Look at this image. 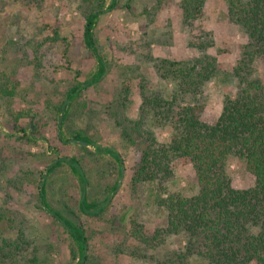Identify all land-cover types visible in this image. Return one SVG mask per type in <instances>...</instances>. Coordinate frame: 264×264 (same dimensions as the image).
Masks as SVG:
<instances>
[{
    "label": "rangeland",
    "instance_id": "rangeland-1",
    "mask_svg": "<svg viewBox=\"0 0 264 264\" xmlns=\"http://www.w3.org/2000/svg\"><path fill=\"white\" fill-rule=\"evenodd\" d=\"M29 1L0 0V208L15 221L11 237L21 230L24 238L38 249L39 264L71 262L70 240L39 208L37 185L54 158L76 157L88 180V199L103 201L118 181L104 213L92 219L78 211L79 184L67 166L62 165L45 178L50 205L83 223L88 254L94 263L153 264L150 259L130 253L138 249L153 260H161L182 249L183 235L169 237L153 250L129 236L132 220L152 232L165 227L166 213L155 205L153 186L139 185L131 190L130 176L138 155L123 141L121 128L114 123L117 120L129 128V121L137 120L140 97L136 75L143 79L147 93L162 91L168 96L172 90L170 84L160 81L152 61L146 57L180 61L199 55L187 45L191 32L181 23V0H120L118 9L99 17L93 38L105 60L106 74L98 85L85 88L70 106L65 103L68 110L62 123L57 121L55 109L64 101L75 74L77 81L84 82L97 69L95 58L81 40L87 9L81 0H42L39 9L29 5ZM203 9L202 18L194 23L193 35L209 32L214 46L207 53L216 58L223 73L230 72L246 43L245 36L229 21L225 0H205ZM55 28L64 41L49 40ZM254 68L264 83V71L258 61ZM125 85L132 88L125 106H120L119 95ZM235 88L236 83L227 82L222 75L204 86L205 123L216 122L224 97H234ZM3 89L11 91L12 96H4ZM21 112L24 117L18 122L22 126L35 125L40 138L37 144L17 140L20 136L10 121ZM144 128H149V122ZM77 131L84 132L99 147H111L120 156L119 176L113 158L96 153L92 147L83 151L77 143L62 141ZM154 131L159 143L168 141V129ZM226 172L233 188L251 187L253 178L241 160L230 158ZM167 187L186 197L194 194L196 181L191 165H177ZM191 264L208 263L193 258Z\"/></svg>",
    "mask_w": 264,
    "mask_h": 264
},
{
    "label": "trees",
    "instance_id": "trees-1",
    "mask_svg": "<svg viewBox=\"0 0 264 264\" xmlns=\"http://www.w3.org/2000/svg\"><path fill=\"white\" fill-rule=\"evenodd\" d=\"M81 1L87 9L81 40L90 56L95 58L97 69L84 82L77 81L75 74L64 101L55 109L57 121L61 116V123L67 115L65 103L70 106L85 88L98 85L106 74V63L96 47L93 30L99 17L118 9L120 3V0ZM41 3L42 0L29 1V5L36 9ZM225 3L229 21L239 28L246 39L230 72L223 73L216 58L207 53L214 46L212 35L209 32L193 35L194 23L203 16L205 0H181V23L184 29L191 32L187 45L199 55L180 61L146 57L152 61L160 81L170 84L172 90L168 96L162 91L147 93L143 79L136 75L135 84L140 97L137 120L129 121L128 129L121 122H114L121 128L120 137L138 155L131 171V190L139 185L153 186L155 205L166 213L165 227L152 232L132 220L129 236L151 250L169 237L183 235L185 239L182 249L168 253L161 260H153L139 253L138 249L130 253V256L150 259L153 264H191L193 258L208 264H264V83L254 68L258 61L264 71V0H225ZM124 7L129 8L128 5ZM49 40L64 41L57 28L53 29ZM218 75H222L227 82L233 80L236 83L234 97L225 96L216 122L207 124L202 119L205 108L203 88ZM131 88L130 85L122 88L120 106H125ZM1 93L12 96L7 89ZM23 117L21 112L10 121L20 136L17 140L37 144L40 140L37 128L31 123L26 126L19 124ZM147 122L149 128H144ZM155 129H168V141L159 143ZM69 140L77 143L83 151L92 147L96 153L113 158L118 176L121 174L120 156L111 147H99L82 131L62 141L68 143ZM230 158L245 164L253 178L251 187H232L226 172ZM184 163L191 165L196 181V192L189 197L172 193L167 187L173 180L176 166ZM62 165L68 167L79 184L77 208L88 218L97 219L104 213L118 181L103 201L90 200L86 194L88 180L78 159L56 157L42 172L37 185L39 208L70 240L69 264H98L88 254V236L83 223L55 209L47 200L45 178ZM14 222L10 213L0 208V264H39L38 249L24 238L21 230L11 237Z\"/></svg>",
    "mask_w": 264,
    "mask_h": 264
},
{
    "label": "water",
    "instance_id": "water-1",
    "mask_svg": "<svg viewBox=\"0 0 264 264\" xmlns=\"http://www.w3.org/2000/svg\"><path fill=\"white\" fill-rule=\"evenodd\" d=\"M60 120H61V116L59 117V122H60ZM71 142V141H70Z\"/></svg>",
    "mask_w": 264,
    "mask_h": 264
}]
</instances>
